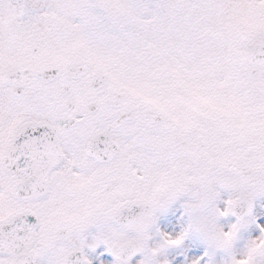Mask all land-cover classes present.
Wrapping results in <instances>:
<instances>
[{
  "label": "snow or ice",
  "instance_id": "obj_1",
  "mask_svg": "<svg viewBox=\"0 0 264 264\" xmlns=\"http://www.w3.org/2000/svg\"><path fill=\"white\" fill-rule=\"evenodd\" d=\"M261 195L264 0H0V264H264Z\"/></svg>",
  "mask_w": 264,
  "mask_h": 264
},
{
  "label": "flooded vegetation",
  "instance_id": "obj_2",
  "mask_svg": "<svg viewBox=\"0 0 264 264\" xmlns=\"http://www.w3.org/2000/svg\"><path fill=\"white\" fill-rule=\"evenodd\" d=\"M230 198L229 193L226 190H219V195L216 200L215 206L220 210H223L225 207V202ZM175 215L180 218L177 223L176 230L179 231L182 227L186 225L187 218L183 215V207L180 201L175 202L170 205L168 209L164 212L159 213L156 219V227L160 228L161 220L164 216ZM252 216L256 220V223L259 224L261 221H264V195L257 196L253 201V209ZM236 222L235 216L227 215L223 217H219L217 219L218 227L223 230H227L228 227ZM161 230H163L161 228ZM258 229L256 228V224L249 223L248 226L241 230L238 234L235 247L237 250L241 249L245 242L249 239L255 238L258 236ZM184 252L183 254L176 253L173 249L165 250L162 259H167L169 264H177V260L183 261L184 264H190V261L194 259L197 255H202L205 251V244L199 235L196 232H190L185 240V244L183 245ZM173 256H176V260L173 259ZM223 257L222 253L216 254V261L219 264L220 259ZM89 259L91 257L89 256Z\"/></svg>",
  "mask_w": 264,
  "mask_h": 264
},
{
  "label": "clouds",
  "instance_id": "obj_3",
  "mask_svg": "<svg viewBox=\"0 0 264 264\" xmlns=\"http://www.w3.org/2000/svg\"><path fill=\"white\" fill-rule=\"evenodd\" d=\"M183 179L180 173H175L166 176L162 181L155 183L152 189L146 194V201L153 207L158 206L162 201H166L167 198L175 191V185H178ZM227 233L225 236L227 237Z\"/></svg>",
  "mask_w": 264,
  "mask_h": 264
}]
</instances>
